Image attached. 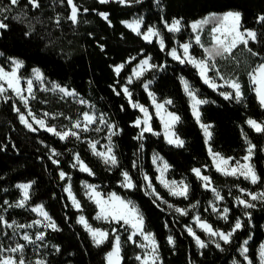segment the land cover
<instances>
[{
	"label": "trees",
	"instance_id": "1",
	"mask_svg": "<svg viewBox=\"0 0 264 264\" xmlns=\"http://www.w3.org/2000/svg\"><path fill=\"white\" fill-rule=\"evenodd\" d=\"M38 2L40 7L33 9L28 0H20L16 6H11L8 0H0L1 6L12 8L11 12L4 14L7 19L0 16V20L8 24L7 29H0V65L6 67L9 58L18 59L23 62L21 75L27 76L33 68H37L45 78L74 91L100 112L108 123L116 126L114 130L118 134L111 137V142L118 165L106 166L91 153L84 140L69 137L61 141L45 130H28L19 121L12 102L1 101L0 208L5 209V219L26 223L34 218L30 210L9 207L20 197L15 184L30 181L29 204L41 203L60 229H45L41 252L45 264H106L105 254L111 248L112 239L110 237L109 241L97 247L77 223L78 211L72 207L64 191L66 180H69L72 192L80 202V211L90 224L108 230L113 227L124 230L121 235V264H137L133 257L137 248L127 240L126 228L109 222L99 223L95 219L97 208L85 195L82 185L83 182H89L99 184L105 191H114L137 205L144 217L145 228L156 239L162 264H231L233 259L247 264L239 254V248L245 240H248L246 247L249 249V260L252 264H259L258 247L264 241V203L257 201L255 208L244 209L235 202V197L238 188L251 192L264 191V182L252 185L242 177L224 176L215 170L203 132L192 115L180 79L183 77L197 91L199 98L208 101L200 107V112L201 122L211 125L209 144L212 150L225 157L242 158L246 153L243 132L256 146L251 163L264 181V133L253 131L246 124L249 118L257 122L264 121V108H261L247 77L251 69L264 62V25L256 22L258 16L264 14V0H160V7L156 6L154 0H143L131 5H121L114 0L106 4L99 0H74L80 10L76 25L68 19L71 9L67 0ZM228 10L241 11L245 27L258 33L257 41L249 42V47L258 53L257 56H252L243 45L240 46L248 53L245 59L247 67L239 68L243 93V99L239 102L235 98L225 100L220 95L223 88L214 91L203 82L195 67L188 63L181 64L168 55V50L176 44L191 38L188 27L191 22L211 13ZM101 12L109 14L107 21L98 14ZM138 15L144 19L142 31L150 25L160 29L165 40V51H161L155 40L151 43L144 41L122 23ZM16 16L21 19H14ZM161 17L169 22L173 18L182 19L184 27L180 33H168L161 23ZM210 28L211 25L205 26L202 41L210 42L207 37ZM191 53L200 56L201 51L192 48ZM146 56L151 57L152 64L163 67L148 70L127 87L133 94V101L148 107L151 114L150 99L143 88L145 81H151L149 89L158 101H173L168 110L180 117L174 131L184 141L182 147L167 143L160 133L148 132L144 133L143 139H135L140 130L133 126V122L141 118L142 114L131 107L120 89L131 74L132 67ZM132 57L135 59H130ZM120 64H124V68L117 76L113 68ZM117 92L120 94L117 95ZM33 103L35 110L53 114L49 122L57 126L69 124L85 111L83 105L72 101L70 97H59L48 91H36ZM151 124L154 131H160L159 121L154 115ZM53 148L61 153L59 157H53L59 164H53L49 159L50 149ZM152 152L159 154L169 165L170 178L184 179L188 184L187 199L171 196L158 183L151 163ZM75 154L94 175L72 166ZM193 168H201V172L208 175L213 186L220 191L223 205L229 209L227 220L218 218L207 207L212 193L203 187L201 180L192 172ZM59 171L66 173L64 180L60 179ZM123 171L129 173L135 188L121 186ZM144 175L149 177L155 192L171 204L181 207L197 204L199 217L212 227L229 231L238 217L243 227L234 234L230 244L219 242L224 251L216 248L215 243H209V237L203 231H197V235L207 245L199 250L193 237L184 229L192 212L179 216L167 211L148 193ZM5 201L9 204H5ZM246 211L251 213L250 218L244 215ZM169 235L173 236L174 245L168 244Z\"/></svg>",
	"mask_w": 264,
	"mask_h": 264
},
{
	"label": "snow or ice",
	"instance_id": "2",
	"mask_svg": "<svg viewBox=\"0 0 264 264\" xmlns=\"http://www.w3.org/2000/svg\"><path fill=\"white\" fill-rule=\"evenodd\" d=\"M100 3L106 4L109 3L110 0H99ZM121 5H130L131 3L139 4L141 0H116ZM20 3V0H9V4L11 6H16ZM28 4L32 6L33 9L39 8L40 4L38 0H28ZM67 4L71 9L70 15L68 19L71 21L73 25L78 23V15L79 8L74 3V0H67ZM12 8L9 6H0V16H4V19L8 17L4 14L7 12H11ZM87 12V9H84ZM104 20L109 19V14L106 12L98 13ZM242 12L239 10H228L223 12L222 14L212 13L208 16H205L203 19L196 20L188 27L191 28L192 33L194 34L195 44L199 45L203 48L204 56L203 58L195 57L190 49L193 47L191 42L179 43L178 48L182 49V54H178V48H172L168 51V55L172 57V59L179 61V63L184 64L188 63L195 67L198 71L200 78L203 80L205 84H207L210 88L216 91L218 88L223 87L224 85H218L214 77L209 75L210 71L216 69V64L213 62L217 57L224 58L226 56H231L233 50L238 46L243 45L245 49H247L252 56H257L258 53L253 51L252 48L249 47V42H256L258 33L255 30L245 27L242 22ZM14 19L20 20L19 16L14 17ZM210 21H214L215 24L211 28V47H204L201 43V36L198 34L203 26L208 24ZM258 24L264 25V14L258 16L257 21ZM57 23H59V17H57ZM122 23L129 28L136 35L141 36L142 39L146 42H153L155 38L156 42L159 44L161 51H165V40L161 35L160 29H158L155 25H150L146 27V30H141V25L144 23L143 17L133 19L132 21H122ZM161 23L164 25V28L168 33L176 34L180 33L184 24L182 23V19L173 18L170 22L163 17H161ZM8 24L4 23L0 20V29H7ZM130 59H135L132 57ZM151 57H146L140 60L139 64L133 68L132 75L128 77L127 84L133 83V78L139 79L145 71L149 69H154L157 67H163L151 64ZM12 68L10 71H6L3 67H0V97H3L5 101L9 99V97L5 96V93L9 90L12 92L14 96H16L21 103L24 104L25 108H28V100L29 97L35 98L33 95V79H28L26 81L27 87H21V77L18 75L19 69L23 67V62L20 60L13 59L12 60ZM124 68V64L117 65L113 68V71L117 76L120 75L121 70ZM215 76L219 77L221 80H224V83L233 90L234 97L232 93L229 92H220V95L223 96L225 100L233 99L237 102L243 99L242 86L239 82L238 78H229L225 79L224 76L217 70L215 72ZM249 81L254 86L253 90L256 94V98L259 101L261 108H264V62L258 63L249 73ZM33 77L35 81L43 82L44 76L40 72L39 69H33ZM181 83L184 87V91L186 95L189 97L191 102L192 115L195 118L196 122L200 125L201 129L204 132V136L206 142L211 138L212 133L209 131L211 125L201 123V112L199 109L200 105L208 103L205 99L198 98L196 91L189 85V83L181 77ZM149 84L151 81H148L143 85L144 90L148 93L149 98L152 101L153 106L156 109V115L160 118L161 124L164 128V138L167 143L171 145H175L177 147H182L184 145V141L173 131L174 126L180 122V117L173 112L166 111L165 106L173 103L172 100H165L162 103L157 102L155 94L149 91ZM5 85L7 87H5ZM45 91H58L63 94V96H72L75 97L76 93L74 91H70L66 87L61 86L57 83L51 84V89L45 88ZM27 91L29 97L23 95V93ZM115 91V88L113 89ZM120 91L123 92L124 96L128 98V102L132 108L138 109L142 115L143 119L138 117L134 122L133 126L140 128L141 131L135 139H143L144 133L153 132L152 124L150 123L152 117L149 114V111L142 104L134 102L132 99V92L129 90L127 86H122ZM120 93L117 92V95ZM80 103H86V101L80 100ZM13 110L19 114L20 122L25 125L30 131H36L33 128V124L28 121L26 116L20 112V109L15 105L13 106ZM28 116L32 117V120L35 124L39 125L40 128L45 131L52 133L57 136L61 141L66 140L69 137H75L76 139H80L81 132H87L90 130L89 126L96 123L97 118L94 115H90L85 112L83 114V127L81 126V121L77 120L72 123L71 127L64 131H57L55 127L48 126L45 123L44 119L37 118L34 113L29 109ZM45 116L48 113L44 114ZM100 123L105 124L108 128L110 135L108 136L109 144L104 146L106 151H97L96 145L99 141H88L89 147L92 150L93 155L100 157L106 165H110L115 167L118 165L117 157L113 154V147L111 144V137L117 135L118 132L114 129L115 125L109 124L103 115L99 117ZM246 124L257 133H264V121L257 122L255 119L249 118L246 121ZM142 126V127H141ZM95 131H101L100 128H96ZM158 135V133H156ZM242 136L244 137L245 144L247 145L246 154L241 159H235L234 163L230 164V161H233V157H224L218 152H214L212 148H209V155L212 157L213 165L215 170L219 172L221 175L230 176V177H243L244 180L248 181L252 185H257L262 181V178L257 174L255 166L251 163L255 145L248 140L246 134L242 132ZM143 147V146H141ZM51 155L49 159L53 164H59L57 159L53 157H59L61 155L60 152L56 151L54 148L50 149ZM76 163L72 166L76 167L79 165V170L81 172H86L89 175H94L93 171L80 159L79 155L74 157ZM157 161H161V166H158L157 171L160 175L157 177V180L160 181L164 187L169 189V194L172 196L184 197L188 198L189 186L183 180L177 182L175 180L166 181L164 177V173L169 168V165L166 162L162 161V158L158 155L153 156V163L156 164ZM243 161V162H241ZM135 167V163H134ZM192 172L195 174L197 179L203 182V187L209 189L214 193L215 199L217 201L222 200L223 197L220 195V192L216 190L215 187H212V180L207 175L201 174L200 168H193ZM123 182L121 184L122 187L133 189L136 187L131 176L127 171L122 172ZM59 177L61 180H64L66 177V173L64 171L59 172ZM71 179V177H68ZM143 179L146 182V187L152 189V184L147 175H144ZM18 189H20L22 194V199L18 200L15 205L9 204L8 201H5V204H9V207H17L23 208L26 206V202L29 200V189L32 187L31 183H21L16 185ZM84 187L87 189L86 195L91 199L96 207L98 208V212L95 216L97 220H104L109 223H114L120 227L127 226L132 229L130 234L127 236V240L129 242L134 243L138 248L142 249L143 254H137L135 259L139 262V264H157L160 260L159 257V247L157 245L156 239L153 234L145 228V221L143 215L139 212L136 206L129 200H125L115 193H109L107 198L101 195L99 191H97V186L91 184H84ZM153 190V194L156 195L155 189ZM64 191L68 194V198L71 200L72 205L76 209H80V202L73 195L71 185H68L64 188ZM241 195L235 197L236 203L238 205L243 206L244 209H253L257 205L253 203L254 201H260L264 203V191L260 192H251L244 188L239 189ZM243 196L248 197V199L242 198ZM156 199H160L158 195H156ZM197 205H190L191 208H195ZM169 208H172L173 205L169 204ZM31 211L37 213L39 216L43 217L44 226L52 229L53 231H59L57 224L50 217L47 211H45L43 205H36L31 208ZM212 211L217 212V208L212 206ZM175 212L179 213L181 216L188 215V212L185 209H181L179 207L175 208ZM229 209L227 207L223 208L222 212L219 213L221 218L224 220L228 219ZM245 216L251 217L250 212H245ZM196 228L201 229L205 235L209 237V243H215L216 248L224 251L221 248V244L217 242L222 241L223 244L228 245L232 242V237L234 234L243 227L241 219L238 217L235 220L234 225L231 230L225 232L219 229H214L212 225L202 220L199 216H195L194 218ZM42 223L41 220H34L31 224H17L15 220L9 223L5 220L3 215H0V225H3L6 228L13 229L15 231L16 228H32L34 226H38ZM77 223L82 224L84 226L85 231L92 238L93 244L97 247L105 244V242L109 241L110 237H114L112 239V247L111 251L106 254V264H121V246L122 240L120 235L118 234L119 228L113 227L111 230H104L100 228L92 227L88 221L85 219L83 215L78 217ZM186 231L189 236L193 237L195 243L198 248L204 249L207 245L204 240H202L196 232L193 230V227L188 226ZM139 236L141 238L140 242L134 240V237ZM22 239L26 243H35V241L31 240L29 235L25 233L22 236ZM44 233L40 232L36 235V240H43ZM167 241L169 245H174L175 241L173 236L169 235L167 237ZM244 245L248 244V240L243 242ZM25 245L16 244L14 247L10 246L5 248L2 244H0V264H30L29 261L25 259L24 256ZM59 251V248L56 249ZM240 255L243 256L244 260L247 261V264H252V262L248 258V247L241 246L240 247ZM5 253H9L5 255ZM19 254V257H15L11 254ZM259 260L260 264H264V244L260 245L259 250ZM35 264H45L44 260H37ZM232 264H239V262L233 259Z\"/></svg>",
	"mask_w": 264,
	"mask_h": 264
},
{
	"label": "rangeland",
	"instance_id": "3",
	"mask_svg": "<svg viewBox=\"0 0 264 264\" xmlns=\"http://www.w3.org/2000/svg\"><path fill=\"white\" fill-rule=\"evenodd\" d=\"M9 1V0H8ZM114 1H116V0H114ZM141 1H143V0H141ZM155 1V4H156V6L157 7H160V0H154ZM131 4H134V2L133 3H131ZM130 4V5H131ZM1 6V5H0ZM212 14V13H211ZM216 14H222V13H216ZM210 15V14H209ZM208 16V15H207ZM140 17H143L142 15H138V16H134V17H132V18H130V19H128V20H125V21H132L133 19H137V18H140ZM203 19V18H202ZM200 20V19H199ZM192 23V22H191ZM214 24H215V22L214 21H210L208 24H206V25H211V28L214 26ZM206 25H204L203 26V29L198 33L200 36L202 35V33H203V30L205 29V26ZM142 26V25H141ZM211 28H210V30H209V36L207 35V37L209 38V40L211 41ZM146 30V29H145ZM144 31V30H143ZM190 32H191V38H189L186 42H191L192 43V45H193V47L192 48H195V49H199L200 51H201V54H200V56H195V57H197V58H203V56H204V51H203V48L201 47V46H199V45H196L195 44V40H194V34L192 33V30H191V28H190ZM206 34V33H205ZM153 40H155V38L153 39ZM156 41V40H155ZM184 43V42H183ZM201 43L203 44V46L204 47H211V42H204V41H202L201 40ZM179 44V43H178ZM178 44H176L173 48H178ZM241 46V45H240ZM240 46H238L236 49H234L233 50V53L231 54V56H226V57H224V58H220V57H217L213 62L216 64V69H214L213 71H210L209 72V75L210 76H212V77H214L215 78V80H216V83L218 84V85H224L223 87H220V88H223V90H224V92H229V93H232V95L234 96V93H233V90L232 89H230L225 83H224V80H221L219 77H216L215 76V72L218 70L220 73H221V75L222 76H224L225 77V79H229V78H238L239 79V71H240V69L239 68H241V67H243V68H246L247 67V65H245V59L247 58V53L248 52H246V50H244L243 48H240ZM191 48V49H192ZM172 49V48H171ZM170 49V50H171ZM191 49H190V52H191ZM170 50H168V51H170ZM178 54H182V49H179L178 48ZM0 55H1V53H0ZM194 55V54H193ZM147 57V56H146ZM146 57H143L142 59H144V58H146ZM172 58V57H171ZM13 59H15V58H9L8 60H7V63H6V67H4V66H2V65H0V67H3L6 71H10L11 70V68H12V60ZM141 59V60H142ZM16 60H18V59H16ZM139 62H140V60L138 61V63L137 64H135L133 67H132V71H133V68H135L138 64H139ZM150 63H151V60L149 61ZM152 64V63H151ZM33 69H37V68H33ZM33 69L30 71V73L27 75V76H23V75H21V73H20V70L21 69H19V71H18V75L21 77V87L22 88H25L26 89V87H27V84H26V81L28 80V79H33V95H34V97L36 98V91H45L44 89L45 88H48V89H51V84L54 82V83H57L56 81H51V80H48L47 78H45L44 77V81L43 82H39V81H35L34 80V77H33ZM149 70H151V69H149ZM252 70V69H251ZM250 70V71H251ZM132 71H131V74L128 76V77H130L131 75H132ZM148 71V70H147ZM147 71H145L144 72V74L147 72ZM249 71V72H250ZM248 72V73H249ZM248 73H247V77H248V79H249V76H248ZM143 74V75H144ZM142 75V76H143ZM141 76V77H142ZM128 77L126 78V81H125V84H123L122 86H127L128 84H127V79H128ZM133 80H136V78H133ZM185 80V79H184ZM180 81H181V79H180ZM148 81H145L144 83H143V85L145 84V83H147ZM239 82H240V80H239ZM249 83H250V81H249ZM58 84V83H57ZM182 84V83H181ZM190 85V84H189ZM250 85H251V88H252V91L254 92V90H253V88H254V86L250 83ZM121 86V87H122ZM191 86V85H190ZM5 87H7L6 85H5ZM149 87H150V84H149ZM182 87H183V85H182ZM192 87V86H191ZM144 88V87H143ZM193 88V87H192ZM194 89V88H193ZM183 90H184V87H183ZM195 90V89H194ZM71 91V90H70ZM149 91H151L150 89H149ZM196 91V90H195ZM48 92H50V93H52L53 95H56V96H59V97H65V96H63V94H61V93H59L58 91H55V92H53V91H48ZM152 92V91H151ZM185 92V91H184ZM196 93H197V91H196ZM148 94V93H147ZM186 94V93H185ZM254 94H255V92H254ZM23 95H25L26 97H29V94L27 93V91H25L24 93H23ZM5 96H7V97H9V99L8 100H10L11 102H12V104H13V106L15 105L17 108H19L20 109V112L21 113H23L25 116H26V118L28 119V121L30 122V123H32L33 124V128H35L36 130H44V129H42V128H40V126L39 125H37V124H35L34 122H33V120H32V117H30V116H28L27 115V113H28V111H29V109L34 113V115L37 117V118H40V119H44L45 120V123H46V125H48V126H53V127H55L56 128V130L57 131H64V130H67V129H69L70 127H71V125H72V123L73 122H75V121H77V120H79V121H81V126L83 127V114L85 113V112H87V113H89L90 115H94L96 118H97V120H96V123H94V124H92V125H90L89 126V128H90V130L89 131H87V132H81L80 133V139L81 140H84V141H86L87 142V145H88V147H89V144H88V141H93V142H95V141H99V143H97V145H96V150L97 151H106V148L104 147V146H106V145H108L109 144V140H108V136L110 135V132H109V130H108V128L105 126V124H103V123H100V121H99V117L102 115L100 112H98L94 107H91V106H89V104H88V102H86V103H80L79 101L80 100H83L82 98H80L77 94H76V96L75 97H72V96H67V97H70L71 98V100L72 101H74V102H76L77 104H80V105H83L84 107H85V111L83 112V113H81L79 116H78V118L76 119V120H74V121H72V122H70L69 124H67V125H59V126H57V125H55V124H51L50 122H49V120L50 119H52L53 117H54V115L53 114H51V113H48V112H46V111H43V110H35L34 109V103H33V100L35 99V98H31V97H29V100H28V108H25V106H24V104L23 103H21L20 102V100L16 97V96H14L13 94H12V92L9 90L8 92H6L5 93ZM255 96H256V94H255ZM149 97V96H148ZM156 97V96H155ZM188 97V96H187ZM199 98V97H198ZM150 99V98H149ZM200 99H203V98H200ZM157 100V99H156ZM188 100H189V104H190V107H191V102H190V99H189V97H188ZM1 101H5V99L3 98V97H0V102ZM84 101V100H83ZM165 100H163V101H158L157 100V102H159V103H162V102H164ZM150 104H151V108H152V114H151V112H150V110H149V108L148 107H146V106H144V107H146L147 109H148V111H149V114H150V116L152 117L153 115L154 116H156L157 117V119H158V121H159V124H160V131L159 132H157V131H154L153 130V132H150V133H160V134H162L163 135V137H164V128H163V126H162V124H161V121H160V118L156 115V109H155V107L153 106V104H152V101H151V99H150ZM168 106L169 105H166L165 106V108H166V111H169L168 110ZM16 112V111H15ZM170 112V111H169ZM191 112H192V109H191ZM17 113V112H16ZM45 113H48V115L47 116H45L44 114ZM17 117H18V119H19V114L17 113ZM105 118V117H104ZM141 119H143V115H142V117H141ZM106 120V119H105ZM20 121V120H19ZM150 123H151V121H150ZM202 123V122H201ZM109 124H111V123H109ZM205 124V123H204ZM25 126V125H24ZM142 127V126H141ZM175 127V126H174ZM27 128V127H26ZM96 128H100L101 129V131H99V132H97V131H95V129ZM28 129V128H27ZM29 130V129H28ZM105 130V131H104ZM139 130L141 131V129L139 128ZM202 130V129H201ZM209 130H210V128H209ZM173 131H174V128H173ZM175 132V131H174ZM202 132H203V130H202ZM52 134V133H51ZM203 135H204V132H203ZM57 137V136H56ZM165 139V138H164ZM111 144H112V142H111ZM206 145L208 146V149L209 148H211V146H210V144H209V140L206 142ZM112 147H113V145H112ZM246 148H247V145H246ZM89 149H90V151H91V153H92V150H91V148L89 147ZM263 150H264V144H263ZM93 154V153H92ZM113 154H114V152H113ZM246 154V153H245ZM50 155H51V151H50ZM77 154H75L74 155V157L76 156ZM154 155H158L159 157H161L159 154H157L156 152H152L151 153V163H152V165H153V168H154V170H155V172H156V180H157V177L160 175V173L157 171V168H158V166H161V161H157V163L156 164H154L153 163V156ZM96 156V155H95ZM97 158H99L102 162H103V160L100 158V157H98V156H96ZM225 157V156H224ZM162 158V157H161ZM241 159V158H240ZM162 161L163 162H165L164 161V159L162 158ZM234 161H235V159L233 160V161H230V164L231 163H234ZM211 162H212V165H213V161H212V157H211ZM241 162H243V161H241ZM74 163H76V161H75V159L73 160V164ZM104 163V162H103ZM105 164V163H104ZM106 165V164H105ZM106 166H108V167H112V166H110V165H106ZM78 169H79V165H77L76 166ZM213 167H214V165H213ZM169 169H170V167L167 169V171L164 173V179L166 180V181H172V180H175V181H177V182H179V181H181V180H183L184 182H185V180L184 179H173V178H170L169 177V173H168V171H169ZM201 169V168H200ZM60 172V171H59ZM201 174L202 175H205V174H203L202 172H201ZM66 178V177H65ZM243 178V177H242ZM158 181V183L169 193V189L168 188H166V187H164V185L163 184H161L160 183V181L159 180H157ZM122 182H123V176H122V180H121V184H122ZM202 182V181H201ZM21 183H31L32 184V182H20V183H16L15 184V187H16V185H18V184H21ZM85 183H87V184H91V185H95V186H97V191H99L100 193H101V195L102 196H104L105 198H107V196H108V194L109 193H115L114 191H105V190H103L102 189V187L99 185V184H94V183H89V182H83L82 183V185H83V190H84V193H85V195H86V192H87V189L84 187V184ZM186 183V182H185ZM68 185H70V183H69V180H66V183H65V185H64V188L66 187V186H68ZM202 185H203V182H202ZM212 187H214L213 186V184H212ZM125 188V187H124ZM205 188V187H204ZM152 189H153V186H152ZM152 189H149L148 188V193L150 194V195H152L155 199H156V195H158L159 197H160V199H156L157 201H158V203L160 204V205H162L167 211H171V212H173V213H175V214H177V215H179V216H181L179 213H176L175 212V208L176 207H179V208H181V209H185L187 212H192V217H191V219H190V221H189V223L187 224V225H184V229L186 230V228L188 227V226H191V227H193V230L196 232V234H197V231H202L201 229H199V228H196V226H195V222H194V217L195 216H199L198 215V213H197V204H195V205H197L195 208H191L190 207V205L189 206H186V207H181V206H177V205H173V204H171L169 201H166V200H164L157 192H155L156 193V195H154L153 194V190ZM239 189L240 188H238V194H237V196H240L241 195V193H240V191H239ZM209 190H210V188H209ZM216 190L217 191H219L217 188H216ZM19 191H20V189H19ZM211 191V190H210ZM220 192V191H219ZM255 192H260V191H255ZM211 193H212V198L207 202V207L212 211V206H215L216 208H217V212H214V213H216V216L218 217V218H220V219H223V218H221V216H220V214L219 213H221L222 212V210H223V208H225L226 206H224L223 205V199L222 200H219V201H217L216 199H215V195H214V193L211 191ZM30 194H31V188L29 189V198H30ZM67 194V193H66ZM116 195H118V196H120L121 198H123V199H125V200H129V201H131L135 206H136V208L139 210V208L137 207V205L132 201V200H130V199H127V198H124V197H122L121 195H119V194H117V193H115ZM74 195V194H73ZM221 195V194H220ZM67 196H68V194H67ZM87 196V195H86ZM172 196V195H171ZM236 196V197H237ZM88 197V196H87ZM174 197H179V196H174ZM89 198V197H88ZM242 198H244V199H248V197H246V196H243ZM20 199H22V194H21V191H20V197H19V199L18 200H20ZM17 200V201H18ZM70 200V199H69ZM91 200V199H90ZM16 201V202H17ZM29 201V200H28ZM26 202V206L25 207H23V208H25V209H27V210H30L31 211V208L32 207H35L36 205H42L41 203H38V204H35V205H30L29 204V202ZM92 201V200H91ZM16 202H14L12 205H15V203ZM93 202V201H92ZM235 202H236V200H235ZM255 202H257V201H254L253 203H255ZM70 203H71V205H72V202H71V200H70ZM94 203V202H93ZM95 204V203H94ZM169 204H171V205H173V207L172 208H169L168 207V205ZM193 205V204H192ZM96 206V205H95ZM72 207L75 209V210H77L78 211V214H77V220H78V217L79 216H81V215H83L84 216V214L80 211L81 210V207H80V209H76L73 205H72ZM97 208V207H96ZM46 211V210H45ZM99 210H98V208H97V212H98ZM32 212V211H31ZM97 212H96V214H97ZM139 212H140V210H139ZM213 212V211H212ZM33 214H34V218H32L31 220H29L28 222H26V223H18L17 222V224H25V225H27V224H31L34 220H37V219H39V220H41L42 221V223L40 224V225H38V226H34V227H32V228H16L15 229V231H13V229H9V228H6V227H4L3 225H0V244H2L5 248H8V247H10V246H12V247H14L16 244H22V245H25V250H24V256H25V259L27 260V261H29L30 262V264H35V261H37V260H44V258H42V256H41V252H42V248H43V244H42V241L43 240H36V235L38 234V233H40V232H45V229L47 228V227H45L44 226V223H43V217H41V216H39L37 213H34V212H32ZM141 213V212H140ZM96 214H95V216H96ZM142 214V213H141ZM0 215H3L4 217H5V209H2V208H0ZM94 216V217H95ZM85 217V216H84ZM86 219V218H85ZM6 220V219H5ZM97 220V219H96ZM203 220V219H202ZM7 221V220H6ZM99 223H108V222H106V221H104V220H97ZM205 221V220H204ZM9 223H11V221H8ZM89 223V222H88ZM208 223V222H207ZM90 224V223H89ZM83 228H84V226L82 225V224H80ZM92 227H94V228H100V229H104V230H108L107 228H102V227H99V226H93L92 224H90ZM125 228H126V230H125V233L127 234V236L130 234V232L132 231V229H130V228H128L127 226H124ZM214 228V227H213ZM214 229H217V228H214ZM219 230H221V229H219ZM110 231V230H109ZM124 230H119V232H118V234L120 235V237H121V235L124 233L123 232ZM221 231H223V230H221ZM187 232V231H186ZM225 232H227V231H225ZM25 233H27L28 235H29V237H30V239L31 240H33V241H35V243H26L23 239H22V236L25 234ZM91 238V237H90ZM111 239H114V237H111ZM214 239H216L217 240V242H220V241H218V238H214ZM91 240H92V238H91ZM134 240H136L137 242H140L141 241V238L139 237V236H136V237H134ZM194 240V239H193ZM93 242V241H92ZM194 242H195V240H194ZM244 242V241H243ZM131 244H134V243H132V242H130ZM196 244V243H195ZM261 244H264V241H262V243ZM260 244V245H261ZM135 245V244H134ZM242 245L243 246H245L246 247V245H244L243 243H242ZM241 245V246H242ZM260 245H259V247H258V253H257V257H258V261H259V264H260V260H259V250H260ZM197 246V245H196ZM240 246V247H241ZM111 247H112V245H111ZM135 247L137 248V252H136V254H134V259H135V256L137 255V254H143V252H142V249H140V248H138L136 245H135ZM198 248V247H197ZM199 250H200V248H198ZM239 250H240V248H239ZM109 251H111V248L106 252V254L109 252ZM121 252H122V246H121ZM9 253H5V255H8ZM106 254H105V257H106ZM239 254H240V251H239ZM11 255H13V256H15V257H19V254L18 253H16V254H11ZM242 258H243V256H241ZM136 260V259H135ZM243 260H244V258H243ZM45 261V260H44ZM245 261V260H244ZM136 262H137V264H139V262L136 260ZM105 263H106V259H105ZM245 263H247V261H245ZM157 264H162L161 263V260H159L158 262H157ZM232 264V263H231ZM239 264H241L240 262H239Z\"/></svg>",
	"mask_w": 264,
	"mask_h": 264
},
{
	"label": "crops",
	"instance_id": "4",
	"mask_svg": "<svg viewBox=\"0 0 264 264\" xmlns=\"http://www.w3.org/2000/svg\"><path fill=\"white\" fill-rule=\"evenodd\" d=\"M159 45V44H158ZM170 56V55H169ZM147 57H149V56H147ZM171 57V56H170ZM202 105H200L199 106V109H200V107H201ZM142 114V113H141ZM199 125V124H198ZM208 125H210V124H208ZM200 126V125H199ZM201 128V127H200ZM210 131V130H209ZM204 140H205V143H206V139H205V136H204ZM209 141H210V139H209ZM206 148H207V151H208V146L206 145ZM208 154H209V151H208ZM210 156V155H209ZM210 159H211V156H210ZM215 168V167H214ZM208 176V175H207Z\"/></svg>",
	"mask_w": 264,
	"mask_h": 264
}]
</instances>
